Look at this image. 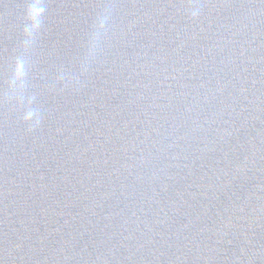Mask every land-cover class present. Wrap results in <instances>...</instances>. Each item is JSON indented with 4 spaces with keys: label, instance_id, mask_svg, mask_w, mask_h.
<instances>
[{
    "label": "water",
    "instance_id": "95a60500",
    "mask_svg": "<svg viewBox=\"0 0 264 264\" xmlns=\"http://www.w3.org/2000/svg\"><path fill=\"white\" fill-rule=\"evenodd\" d=\"M0 264H264V0H0Z\"/></svg>",
    "mask_w": 264,
    "mask_h": 264
}]
</instances>
